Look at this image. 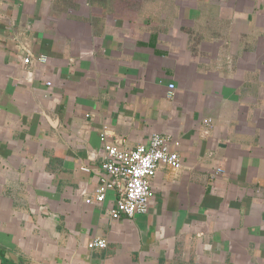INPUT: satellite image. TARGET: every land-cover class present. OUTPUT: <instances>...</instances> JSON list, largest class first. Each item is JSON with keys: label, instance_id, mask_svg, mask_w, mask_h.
I'll return each mask as SVG.
<instances>
[{"label": "crops", "instance_id": "obj_1", "mask_svg": "<svg viewBox=\"0 0 264 264\" xmlns=\"http://www.w3.org/2000/svg\"><path fill=\"white\" fill-rule=\"evenodd\" d=\"M102 132L180 141L147 213ZM0 264H264V0H0Z\"/></svg>", "mask_w": 264, "mask_h": 264}, {"label": "built area", "instance_id": "obj_2", "mask_svg": "<svg viewBox=\"0 0 264 264\" xmlns=\"http://www.w3.org/2000/svg\"><path fill=\"white\" fill-rule=\"evenodd\" d=\"M45 61L41 55L36 58ZM32 58L27 56L25 63H30ZM51 85V82H48ZM175 84H169V95L174 94ZM210 123L211 120L206 121ZM103 144V160L99 166L101 173L100 183L89 202L101 203L106 199L107 192L114 190L116 193V205L109 209L114 219L122 216L134 217L149 211L151 201L155 195L153 177L163 165L180 169L183 166L182 158L177 150L180 141L172 139L162 133H153L147 143H141L135 147H120L107 141V134L101 133ZM218 168L211 174L214 178ZM103 238H95L89 245L91 247L106 246Z\"/></svg>", "mask_w": 264, "mask_h": 264}]
</instances>
